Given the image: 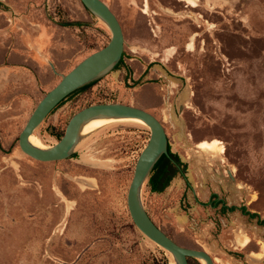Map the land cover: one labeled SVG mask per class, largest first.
<instances>
[{"label":"rangeland","instance_id":"374dc122","mask_svg":"<svg viewBox=\"0 0 264 264\" xmlns=\"http://www.w3.org/2000/svg\"><path fill=\"white\" fill-rule=\"evenodd\" d=\"M1 1L0 264H178L128 207L151 136L146 123L110 121L57 161L19 144L42 97L109 43L108 24L82 0ZM104 1L123 27L124 62L67 98L34 134L50 147L86 106L147 107L188 166L163 192L146 179L141 197L152 219L215 264H264V225L214 204L222 198L264 218V0Z\"/></svg>","mask_w":264,"mask_h":264},{"label":"water","instance_id":"95a60500","mask_svg":"<svg viewBox=\"0 0 264 264\" xmlns=\"http://www.w3.org/2000/svg\"><path fill=\"white\" fill-rule=\"evenodd\" d=\"M87 8L102 18L112 31L107 45L92 52L62 75L60 81L39 101L19 136L21 149L40 161H57L69 158L79 142L85 122L95 117L140 118L151 129L148 143L137 160L134 176L128 190V207L137 227L157 244L172 252L178 264H189V258H201L206 264H215L212 256L203 249L185 247L171 238L152 219L146 210L142 186L160 157L169 152V138L164 123L149 110L120 102L95 103L76 112L69 120L64 135L50 147H41L31 142L30 136L52 110L70 93L96 80L113 69L123 58L125 35L122 24L113 9L104 0H82Z\"/></svg>","mask_w":264,"mask_h":264},{"label":"trees","instance_id":"16d2710c","mask_svg":"<svg viewBox=\"0 0 264 264\" xmlns=\"http://www.w3.org/2000/svg\"><path fill=\"white\" fill-rule=\"evenodd\" d=\"M3 2L0 0V5H2ZM68 25H81V22H68ZM124 62V58L120 60V62L115 66V68H118L122 65ZM97 79L93 80L78 89L74 90L72 93H70L67 97H65L52 111H54L58 106H60L67 98L70 96L86 90L90 87H92L94 84L97 83ZM169 152L171 157L163 154L160 159L157 161L153 169L151 170L149 174V179H148V186L152 192H163L171 183V181L180 175H184L185 172L188 169L187 163L182 159L181 155L179 152L172 150L171 144L169 143ZM213 196H218L217 194H213ZM214 204L216 206H219L222 204V209L223 211L226 210H241L244 214H248L251 217H257L258 222L261 225H264V218L261 217L257 212H251L250 210L247 209L245 205L238 206V205H232L229 206L225 203V200L222 198H218L214 201Z\"/></svg>","mask_w":264,"mask_h":264},{"label":"bare ground","instance_id":"6f19581e","mask_svg":"<svg viewBox=\"0 0 264 264\" xmlns=\"http://www.w3.org/2000/svg\"><path fill=\"white\" fill-rule=\"evenodd\" d=\"M114 120H132V121H136V122L142 121L143 123H145L140 118H119V119H115V118H106V117H95V118H92L91 120L84 123V125L81 129V134H87V133L93 132L94 130H97L98 128L102 127L103 125L107 124L108 122L114 121ZM30 140L35 145H38L41 147H46V145L42 142V140L38 137V135H36L34 133L30 136ZM201 145L202 146H208L209 148H215L216 147L213 142H201Z\"/></svg>","mask_w":264,"mask_h":264},{"label":"crops","instance_id":"0c3cea01","mask_svg":"<svg viewBox=\"0 0 264 264\" xmlns=\"http://www.w3.org/2000/svg\"><path fill=\"white\" fill-rule=\"evenodd\" d=\"M145 109H147V110H149L147 107H144ZM180 154V153H179ZM181 155V154H180ZM182 157V159L185 161V156L183 157V156H181ZM187 163V162H186Z\"/></svg>","mask_w":264,"mask_h":264},{"label":"flooded vegetation","instance_id":"af4514ba","mask_svg":"<svg viewBox=\"0 0 264 264\" xmlns=\"http://www.w3.org/2000/svg\"><path fill=\"white\" fill-rule=\"evenodd\" d=\"M169 143H170V141H169ZM186 177V176H185Z\"/></svg>","mask_w":264,"mask_h":264}]
</instances>
